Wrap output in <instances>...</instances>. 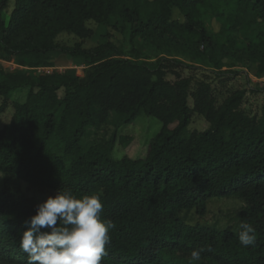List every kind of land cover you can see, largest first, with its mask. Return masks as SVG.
<instances>
[{"label":"trees","instance_id":"trees-1","mask_svg":"<svg viewBox=\"0 0 264 264\" xmlns=\"http://www.w3.org/2000/svg\"><path fill=\"white\" fill-rule=\"evenodd\" d=\"M10 1L0 0V116L14 92L27 95L0 128V264H28L20 235L41 202L24 184L49 191L44 200L58 189L100 197L101 218L114 224L101 264H189L201 249L192 264H264V101L252 113L245 90L221 100L210 80L182 75L200 65L226 86L240 61L264 79V0H14L6 22ZM214 17L218 32L207 26ZM114 18L118 30L129 26L128 54L110 39L89 48L56 41L64 32L89 38L88 21ZM150 46H179L191 63L153 58ZM55 56L91 69L84 77L74 69L35 72L56 66ZM253 90L264 95V86ZM144 113L162 123L146 156L115 158L117 140L132 142L117 131ZM195 113L207 129L190 128ZM108 125L111 136H98ZM228 197L244 202L234 227L193 221L210 200ZM241 222L256 229L254 246L239 243Z\"/></svg>","mask_w":264,"mask_h":264},{"label":"rangeland","instance_id":"rangeland-1","mask_svg":"<svg viewBox=\"0 0 264 264\" xmlns=\"http://www.w3.org/2000/svg\"><path fill=\"white\" fill-rule=\"evenodd\" d=\"M14 9V0L9 2L8 7L2 12V17L6 22L10 19L11 13ZM177 9V8H175ZM174 19L183 20V17L178 12L177 15H173ZM114 23L121 24L116 18L113 19L111 24H100L95 21H88L87 26L93 29V35L89 38L81 39L78 36L64 32L60 34L56 41L60 45L72 46L76 42L81 41L84 47H93L100 42H103L107 39H110L117 46L123 48L127 54L131 48L130 38H129V26H126V30H118ZM207 26L210 30L218 32L222 23L217 17H214L212 20L207 21ZM147 55L157 58V56H171L177 57L181 60H184L188 63H191L189 57L186 53L183 52L182 48L177 47H168L165 51L157 50L156 48L150 46L147 48ZM54 62L56 66L47 67V68H38L35 70L37 74L39 73H51L53 71L64 72L68 69H74L76 74L84 77L88 71H90L91 66L84 63L82 60H71L64 57L55 56ZM3 65L8 70H16L20 67L14 61H5ZM199 65V64H197ZM227 69V68H225ZM233 71H236L238 74L233 76L231 80L228 81L226 86H222L216 78V74L204 68H201L199 65L198 68H184L182 69L183 76H192L195 80L197 79H207L214 83L218 87V93L221 100H223L227 95L231 94L232 91L240 89L246 91V98L244 102V107L250 110L252 113H260L261 107L263 105L264 95L262 92H256L253 89L262 88L264 86V79L257 78L248 73L247 68L244 66L243 62L236 61L232 67ZM169 79H175L172 74H168ZM64 94V90L60 91V95ZM27 95V89H22L14 92L9 100V107L6 111L0 116V128H2L6 123L11 120L13 114V103L23 102ZM2 99L0 98V104ZM175 125H172L174 127ZM209 123L206 119L195 113L193 115L192 123L190 125L191 129H196L203 131L207 129ZM162 128V123L157 118L153 116H148L147 114H141L134 123L120 128L117 133L118 136L124 135L132 138V142L128 147L122 145L118 140L115 145L113 156L117 159L122 158L127 155L132 158H139L146 156L149 143L151 139L160 131ZM114 131V127L111 125L103 127L98 136H105L109 138ZM23 189L31 197L36 198L38 201L42 202L48 192L46 189L38 188H29L27 184L23 185ZM244 202L237 197H228V198H213L208 202L207 212L205 216L201 217L198 214L193 213V221H199L201 223L207 224H218L220 227L232 228L236 225L238 220V213L243 207Z\"/></svg>","mask_w":264,"mask_h":264},{"label":"clouds","instance_id":"clouds-1","mask_svg":"<svg viewBox=\"0 0 264 264\" xmlns=\"http://www.w3.org/2000/svg\"><path fill=\"white\" fill-rule=\"evenodd\" d=\"M172 11L175 16L179 9ZM103 208L98 195L77 198L66 189L39 203L20 235L19 247L27 254L28 264H101L114 227L101 218ZM237 238L244 247L254 246L256 229L241 222ZM202 251L193 250L189 264L200 261Z\"/></svg>","mask_w":264,"mask_h":264}]
</instances>
